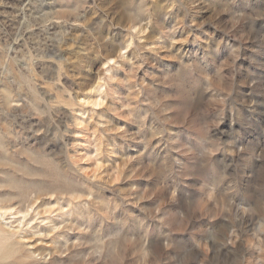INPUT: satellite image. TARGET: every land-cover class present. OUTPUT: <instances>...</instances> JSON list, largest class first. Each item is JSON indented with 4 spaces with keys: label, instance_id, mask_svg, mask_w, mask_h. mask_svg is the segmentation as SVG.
<instances>
[{
    "label": "clouds",
    "instance_id": "clouds-1",
    "mask_svg": "<svg viewBox=\"0 0 264 264\" xmlns=\"http://www.w3.org/2000/svg\"><path fill=\"white\" fill-rule=\"evenodd\" d=\"M6 190L0 264H264V0H0Z\"/></svg>",
    "mask_w": 264,
    "mask_h": 264
},
{
    "label": "rangeland",
    "instance_id": "rangeland-1",
    "mask_svg": "<svg viewBox=\"0 0 264 264\" xmlns=\"http://www.w3.org/2000/svg\"><path fill=\"white\" fill-rule=\"evenodd\" d=\"M87 166V165H86ZM95 171V169H93ZM25 179H29V177H25ZM9 193L6 190L3 195H0V254L3 253V250L6 246L11 245L14 241L12 239V225H15L16 228H22L24 224L31 223L36 220L38 216H41L43 213L45 216L51 217L53 212H56L57 207H66V205H55V200L52 199L50 202H46L45 200H41L40 202L35 204V207H32L30 211L27 209H23L20 214H16L15 212L8 211L3 207L2 201L8 196ZM16 201H13L12 207L14 208ZM8 211V215L5 216V212ZM26 213V214H25ZM53 223H56L55 218L52 217ZM5 220H8L10 223L8 226H5ZM31 227L35 228L36 224L31 223ZM41 231L45 230V226H40ZM79 234H66V240L74 241L77 239ZM16 236L19 237L24 243L31 247L32 251H39L41 253L48 252L51 250L53 245V236H37L35 239L32 238L27 232L21 235V233H16ZM86 249H72L69 253V256L62 258H54L56 260H62L64 264H69L70 257H72L73 253L76 255L86 254Z\"/></svg>",
    "mask_w": 264,
    "mask_h": 264
}]
</instances>
